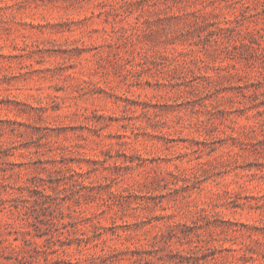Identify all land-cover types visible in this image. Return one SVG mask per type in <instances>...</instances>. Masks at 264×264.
I'll list each match as a JSON object with an SVG mask.
<instances>
[{
	"label": "rangeland",
	"instance_id": "obj_1",
	"mask_svg": "<svg viewBox=\"0 0 264 264\" xmlns=\"http://www.w3.org/2000/svg\"><path fill=\"white\" fill-rule=\"evenodd\" d=\"M0 264H264V0H0Z\"/></svg>",
	"mask_w": 264,
	"mask_h": 264
}]
</instances>
